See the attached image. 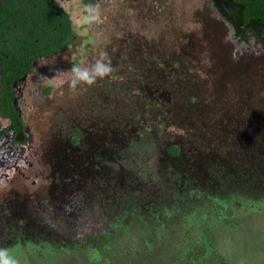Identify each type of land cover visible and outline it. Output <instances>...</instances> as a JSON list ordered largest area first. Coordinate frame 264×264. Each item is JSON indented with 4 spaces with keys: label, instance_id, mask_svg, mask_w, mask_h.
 <instances>
[{
    "label": "rangeland",
    "instance_id": "obj_1",
    "mask_svg": "<svg viewBox=\"0 0 264 264\" xmlns=\"http://www.w3.org/2000/svg\"><path fill=\"white\" fill-rule=\"evenodd\" d=\"M55 4L74 39L19 83L0 248L19 264H264V45L212 0ZM101 53L112 72L71 88Z\"/></svg>",
    "mask_w": 264,
    "mask_h": 264
},
{
    "label": "trees",
    "instance_id": "obj_2",
    "mask_svg": "<svg viewBox=\"0 0 264 264\" xmlns=\"http://www.w3.org/2000/svg\"><path fill=\"white\" fill-rule=\"evenodd\" d=\"M0 9V41L2 53V70L0 76V118L9 122V129L16 134L23 124L14 107L13 83L29 72L28 62L33 57H48L61 53L65 44L73 42V32L66 16L52 11L48 5L42 6L39 0H5ZM242 6V23L255 20L264 23V0H236ZM39 6L37 15L41 24L32 22V5ZM31 9V10H30ZM32 22V23H31ZM34 25V29L29 27ZM20 31L15 35L14 31ZM176 147H170L168 153L176 154ZM98 234L85 235L88 243L94 244ZM100 250V248H98ZM175 264H183L177 262Z\"/></svg>",
    "mask_w": 264,
    "mask_h": 264
},
{
    "label": "flooded vegetation",
    "instance_id": "obj_3",
    "mask_svg": "<svg viewBox=\"0 0 264 264\" xmlns=\"http://www.w3.org/2000/svg\"><path fill=\"white\" fill-rule=\"evenodd\" d=\"M16 1H17V6L20 5L19 6V8H20L21 7L20 0H16ZM39 1L43 2L42 6L45 7L46 5H48L52 11H54L56 13H61V15L66 16V14L61 10V8L56 6L55 1H57V0H39ZM214 1H215L214 7L218 11L219 7H221L222 0H214ZM231 1L234 4L241 6L236 0H231ZM5 2H6L5 0H0V9H2L4 7ZM31 7L33 10L31 21L35 22L36 25L41 24V21H40L41 19L39 17L37 18V15H39L38 13L40 12L39 6H37V8H36V6L33 4ZM66 20L68 21L67 16H66ZM249 21H253V20H248L244 24L242 23V11H241V25H242V27L233 28L230 25V27L233 30V37L236 40H246L247 38H252L255 42H257L258 44H261L263 46L264 45V34L258 32L256 30H253L251 28H246V25L248 24ZM261 24H264V23H261ZM33 26L34 25L31 24L29 27H31V29L32 28L34 29ZM69 26H70V24H69ZM14 32H15L14 33L15 35L20 34V31L15 30ZM3 44H4V40L2 39L0 41V49L2 48L1 46ZM66 46H67V44H65V47ZM1 57H2V53H0V76H1V70H2ZM49 57L50 56H48V57H44V56L43 57H41V56L40 57H33L32 59L29 60V62H28L29 72L13 83L12 91H13V96H14L15 100L18 98V95L20 93L19 92V83L21 81H23L26 78V76L30 73L32 61L36 60V59H42V58L45 59V58H49ZM15 100L13 103H15ZM26 142H27V139H26V135H25L24 125H23L21 131L16 133V134H13V131H11L9 129V122H8V125L6 126V128H0V164L2 162H6L7 160H15V158H14L15 155L21 153L22 146L24 144H26Z\"/></svg>",
    "mask_w": 264,
    "mask_h": 264
},
{
    "label": "clouds",
    "instance_id": "obj_4",
    "mask_svg": "<svg viewBox=\"0 0 264 264\" xmlns=\"http://www.w3.org/2000/svg\"><path fill=\"white\" fill-rule=\"evenodd\" d=\"M112 70L107 53H101L100 57L90 68H81L78 65L72 67L73 76L70 81V87L75 88L80 83L92 85L97 78L107 76ZM0 264H19V261L10 254L8 249L0 248Z\"/></svg>",
    "mask_w": 264,
    "mask_h": 264
},
{
    "label": "water",
    "instance_id": "obj_5",
    "mask_svg": "<svg viewBox=\"0 0 264 264\" xmlns=\"http://www.w3.org/2000/svg\"><path fill=\"white\" fill-rule=\"evenodd\" d=\"M215 2L214 0H212ZM219 14L233 27H242L241 25V11L242 6L234 4L231 0H222L221 7L218 10ZM246 28H251L264 34V24L257 21H249ZM18 113V112H17ZM19 117V114H18Z\"/></svg>",
    "mask_w": 264,
    "mask_h": 264
}]
</instances>
